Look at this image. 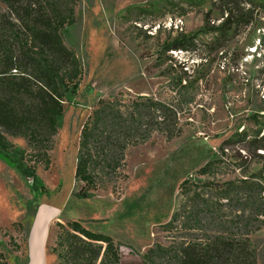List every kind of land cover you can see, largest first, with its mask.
Returning <instances> with one entry per match:
<instances>
[{
    "label": "rangeland",
    "instance_id": "rangeland-1",
    "mask_svg": "<svg viewBox=\"0 0 264 264\" xmlns=\"http://www.w3.org/2000/svg\"><path fill=\"white\" fill-rule=\"evenodd\" d=\"M233 6L239 14L249 10L245 0H77L76 23L64 40L81 62L79 94L65 108L49 167L31 164L50 194H35L32 180L0 158V242L11 264H23L26 256V235L14 225L27 229L36 207L59 211L49 249L56 243L57 225L82 221L87 229L113 238L121 264H146L144 256L157 246L204 237L180 225L167 228L186 205L183 183L189 182L191 196L203 194L210 182L236 180L263 167L240 146L227 143L237 132L253 128V115L264 114V2L254 10L253 21L232 32L224 46H210L209 37H202L195 54L165 53L163 46L179 35L197 33L206 21L220 25ZM184 77L200 88L196 103L181 116L182 135L167 141L155 134L130 148L119 180H105L92 200L72 199L81 131L98 102L117 98L130 105L143 96L170 102L172 87ZM8 140L29 152L27 140ZM211 162L212 175H202ZM11 238L22 247L19 262L11 253ZM250 240L257 264H264V228ZM48 254V264H59Z\"/></svg>",
    "mask_w": 264,
    "mask_h": 264
},
{
    "label": "trees",
    "instance_id": "trees-1",
    "mask_svg": "<svg viewBox=\"0 0 264 264\" xmlns=\"http://www.w3.org/2000/svg\"><path fill=\"white\" fill-rule=\"evenodd\" d=\"M245 2L249 6L245 13L229 7L220 25L206 21L197 33L165 43L164 52L195 54L202 37L211 38L210 46H224L232 32L253 21L254 10L264 0ZM76 4L77 0H0V158L32 180V191L42 196L50 191L31 164L49 167V153L63 126L65 108L78 96L81 85V62L64 40L76 23ZM185 69L184 65L187 75ZM196 84L181 78L172 87L170 102L149 96L130 105L117 98L100 100L81 131L72 199L92 200L105 180H119L130 148L148 143L155 134L167 141L180 137L181 116L197 101L200 87ZM250 121L253 128L237 132L227 144L240 146L262 169L221 184L210 182L205 186L207 193L196 191L192 196L189 182H184L186 205L167 228L180 225L183 231L203 232L204 237L168 248L157 246L144 256L146 264H257L250 237L264 228V114H255ZM8 137L27 140L29 152L14 146ZM214 170L211 162L201 174L212 175ZM31 226L14 225L26 235L23 264L30 262ZM57 226L56 243L47 252L59 264H121L120 248L112 237L87 229L82 221ZM10 243L19 262L22 247L14 238ZM4 250L0 242V264H11Z\"/></svg>",
    "mask_w": 264,
    "mask_h": 264
},
{
    "label": "crops",
    "instance_id": "crops-1",
    "mask_svg": "<svg viewBox=\"0 0 264 264\" xmlns=\"http://www.w3.org/2000/svg\"><path fill=\"white\" fill-rule=\"evenodd\" d=\"M45 211L38 209L33 220L29 238V264H48V242L51 235V224L57 217L58 210L44 207Z\"/></svg>",
    "mask_w": 264,
    "mask_h": 264
}]
</instances>
